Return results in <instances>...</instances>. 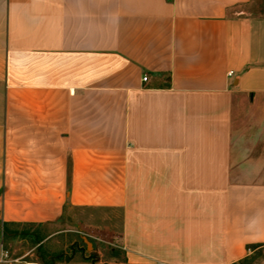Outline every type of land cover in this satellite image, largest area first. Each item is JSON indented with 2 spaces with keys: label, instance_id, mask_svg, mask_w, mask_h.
<instances>
[{
  "label": "crops",
  "instance_id": "crops-1",
  "mask_svg": "<svg viewBox=\"0 0 264 264\" xmlns=\"http://www.w3.org/2000/svg\"><path fill=\"white\" fill-rule=\"evenodd\" d=\"M251 1L0 0V243L3 223L15 237L91 209L114 215L121 257L95 264H242L264 247Z\"/></svg>",
  "mask_w": 264,
  "mask_h": 264
},
{
  "label": "rangeland",
  "instance_id": "rangeland-1",
  "mask_svg": "<svg viewBox=\"0 0 264 264\" xmlns=\"http://www.w3.org/2000/svg\"><path fill=\"white\" fill-rule=\"evenodd\" d=\"M250 8L254 14L264 15V0H252ZM109 216L110 213L102 210L70 209L54 225L18 226L20 234L1 237L3 248L9 253L6 263L89 264L88 255L91 254L88 252L91 251L98 253V261L121 260L115 251L116 219L114 215ZM78 248L85 250L83 254L87 257H82ZM242 264H264V247L258 248Z\"/></svg>",
  "mask_w": 264,
  "mask_h": 264
},
{
  "label": "built area",
  "instance_id": "built-area-1",
  "mask_svg": "<svg viewBox=\"0 0 264 264\" xmlns=\"http://www.w3.org/2000/svg\"><path fill=\"white\" fill-rule=\"evenodd\" d=\"M228 74H231V73H228ZM142 79L143 81H145L146 77H143ZM8 259H9V253L7 250L3 248L2 243H0V262H7ZM27 264H33V263H27ZM160 264H165V263H160Z\"/></svg>",
  "mask_w": 264,
  "mask_h": 264
},
{
  "label": "trees",
  "instance_id": "trees-1",
  "mask_svg": "<svg viewBox=\"0 0 264 264\" xmlns=\"http://www.w3.org/2000/svg\"><path fill=\"white\" fill-rule=\"evenodd\" d=\"M3 235H6V233H8L9 232V230H8V228H7V224H5V223H3Z\"/></svg>",
  "mask_w": 264,
  "mask_h": 264
},
{
  "label": "flooded vegetation",
  "instance_id": "flooded-vegetation-1",
  "mask_svg": "<svg viewBox=\"0 0 264 264\" xmlns=\"http://www.w3.org/2000/svg\"><path fill=\"white\" fill-rule=\"evenodd\" d=\"M41 259L44 260L43 256L41 257ZM89 260H90V264H95L96 263L94 258H90Z\"/></svg>",
  "mask_w": 264,
  "mask_h": 264
}]
</instances>
